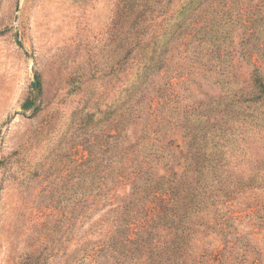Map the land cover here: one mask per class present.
Listing matches in <instances>:
<instances>
[{"label": "rangeland", "instance_id": "1", "mask_svg": "<svg viewBox=\"0 0 264 264\" xmlns=\"http://www.w3.org/2000/svg\"><path fill=\"white\" fill-rule=\"evenodd\" d=\"M209 1L211 7L197 3V23L191 28L212 23V13L230 16L229 42L212 51L206 42L198 46L201 34L175 36L166 54L173 71L153 75L155 87L143 89L137 108L141 117L135 124L126 120L113 157L103 162L97 139L110 141L113 132L87 124L83 115L95 105L102 111L111 104L126 107L128 99L118 101V95L127 93L134 73L144 74L151 36L162 33L165 24L178 23L184 0L150 9L148 0H0V264H264V172L255 177V171L244 179L238 170L210 174L211 183L202 185L203 199L183 202L179 212L187 216L186 224L195 222L199 229L182 250H172L171 236L162 231L161 250H135L142 224L148 222L141 213L150 202L137 203L134 196L140 191L134 188L141 171L134 170L152 167L149 172L159 175L166 163L152 155L149 164L143 159L136 165L129 144L146 138L142 126L150 125L163 127L152 136L164 138V147L166 141L173 142L168 144L173 151L180 145V158L185 149L183 131L166 125L161 116L148 122L149 107L161 92L182 95L183 108L207 102L218 94L214 83L219 76L246 82L252 65L242 60L239 43L254 20L264 31V0ZM229 8L243 12L239 24ZM259 35L264 42V33ZM220 53L225 61L218 59ZM36 76L39 94L32 87ZM158 83H163L161 90ZM29 100L34 106L25 111ZM90 153L95 157L91 165ZM87 166L106 174L96 176L94 191L84 176ZM182 183L187 186L186 180Z\"/></svg>", "mask_w": 264, "mask_h": 264}, {"label": "trees", "instance_id": "2", "mask_svg": "<svg viewBox=\"0 0 264 264\" xmlns=\"http://www.w3.org/2000/svg\"><path fill=\"white\" fill-rule=\"evenodd\" d=\"M175 1L148 0L149 9L163 2L172 4ZM199 1L202 3L208 2V7H211L213 4V1L209 0H184L179 6L178 23L176 22L177 24L175 25L170 24L171 26L169 24L163 25L164 31L162 33H160V30L154 31L157 35L151 36V42L145 48L148 61L143 68L144 74L141 73L142 76H140L134 73L132 80H129L132 84L130 83L127 93L121 91L117 97L118 101L123 102L124 99H128L126 107L125 105L121 106V104H111L103 112L95 105L97 110L88 108V111L83 115L87 124L92 122L94 125L100 124L99 128L108 126L113 132L112 136H108L111 139L110 141L106 138L103 140L97 139L99 142L98 152L101 153L103 162L111 160L113 157L114 148L117 143L120 144L119 140L127 124L126 120L134 119L132 123L135 124L137 123L135 118L141 117L142 111L137 110V108L141 105L142 93L146 91L143 89L147 86L148 89L155 87L153 79L155 76L153 75H161L164 72L173 71L171 69V62L168 60L166 54L172 42L171 40L175 36L177 39L179 35L186 36L188 33L192 34V31V38L196 34H201L202 38L197 39L198 46L204 48L203 42H206L207 45L211 46L212 51L223 49V46L229 42L228 37L233 31L231 29L230 16L220 15L219 17L217 14L212 13L209 15L212 17L209 18L212 19V23L209 20L207 21L211 25L203 24L200 28H195L194 30L191 28L193 24L197 23V12L194 14L193 12L197 10V3ZM235 1L233 0L230 3L232 5L234 3L238 4ZM231 11L235 12L236 24H239L240 19L244 15L243 12L241 11L239 14L234 9H230ZM255 21H253L252 25L248 26L249 28L245 31L246 37L245 39L243 38L244 41L239 43L240 46L238 48L241 52L242 60L245 59L246 63L252 65V70L246 82H233L230 75L222 79L219 76L217 82L214 83V85L218 86V94L207 102L201 101L196 106L183 108L184 105L181 103L183 100L182 95L161 92L162 95L158 96L159 100L157 103L149 107L148 112L150 115L148 114V118H146L148 122L154 123V118L161 116L162 120L166 121V125H169V127L174 126L180 132L183 131L181 134L185 148L183 157L180 158L179 156L181 155H178V153L182 154V151L178 149L180 147L179 144L176 145V150L173 151L170 149L173 142L166 141L165 144H171L169 147L167 144L166 148L163 146L164 138L160 140L153 138L152 135L157 134L163 128L159 126H156L154 129L150 128V125L148 127L142 126L144 130L142 136L146 138L142 137L143 139H141L140 136L129 144V150L133 153L130 155L135 156L134 163L136 165H141L143 159L146 164H149L150 162H147V160L149 156V158H152V155H154V158L158 162L165 161L166 163V168L159 175H156L155 172H152L153 174L149 172L152 170V167L148 171L145 166L134 170L141 171L138 174V184L136 183V187L134 188V191L137 193L140 191V194H135L134 197L138 199L137 203L140 202V199L150 202L148 210L141 213L140 219H146L148 222L142 224L144 234L137 239L135 250H161L159 248V239L161 238L158 234L161 231L171 236L170 248L172 250H182L185 244L191 238H194V229H199V225L195 222L194 224L192 222L186 224L188 218L185 214H181L179 210L184 206L182 204L186 202L185 200H188L189 203H195L203 199L201 195H203L202 190L204 187L202 185L206 181L209 184L211 183V180L208 179L210 174L216 175L215 172H218L220 175H223L224 170L226 172L238 170L243 179L245 176L246 178L248 176L254 177V174L251 175L250 171L258 172L255 177L263 174L264 42L260 39L259 33H264V31L260 30L259 26H254L257 22ZM184 22H186V25H184ZM228 23L229 26H227ZM259 23L261 22L259 21ZM175 33L176 35H174ZM253 55L256 56V59H252L254 62L251 61ZM217 57L218 59H224V61L227 59L221 53ZM216 74H221V72L217 71ZM35 79L36 81L32 84V87L39 94L41 92V81L38 76ZM160 84L158 83L156 87L159 90L163 86V83ZM123 95L126 97H123ZM94 103L96 104V102ZM33 106L34 101L29 100L22 106V109L27 111ZM98 127L96 126L95 129L97 130ZM104 132L105 130H101V135ZM134 148H138V152ZM260 151L261 155H263V160L261 159L262 156L259 155ZM253 157L258 158L254 160ZM88 159L90 165L94 164L95 157L93 154L90 153ZM102 161L99 162V165ZM230 166L233 167L231 168ZM94 167L97 166H89V168L87 166L84 173L85 178H88L91 184L90 191L97 189V187L93 188L92 186L94 183H98L96 176L103 178L106 175L100 172L96 173L93 169ZM183 180H186L188 188L182 183ZM251 180V183L255 185L256 180ZM243 183L245 184L246 182ZM161 187H164L166 190H161ZM182 188L186 189L183 190L186 191L183 196L180 191ZM187 193H190L193 197L188 199ZM141 194L143 195L142 197L140 196ZM137 203L135 206H137ZM160 204H166V206L161 207ZM147 206L143 205V208ZM132 215L133 213H131ZM182 222L185 225L183 224V229H180ZM114 229H117V226ZM127 231L129 230L127 229ZM115 236L111 237L110 240L114 239ZM131 242H134V240L130 238L129 243ZM107 243L109 244L108 241ZM113 246L109 244L107 249L112 250Z\"/></svg>", "mask_w": 264, "mask_h": 264}]
</instances>
